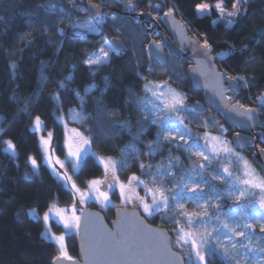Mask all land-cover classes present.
Returning <instances> with one entry per match:
<instances>
[{"label":"snow or ice","instance_id":"1","mask_svg":"<svg viewBox=\"0 0 264 264\" xmlns=\"http://www.w3.org/2000/svg\"><path fill=\"white\" fill-rule=\"evenodd\" d=\"M121 2L123 3V0ZM165 3L166 0H162L161 3L152 4L149 0V7L159 13L163 11ZM249 3L250 0H232L231 10L225 7V0H217L214 4L200 3L195 7V14L203 19L215 11L217 18L212 20L213 27L223 23L225 28L231 29L240 19L247 17ZM38 7L46 11L57 8L61 12L64 11L53 0ZM124 7L126 11L133 12L137 4L134 0H127ZM76 11L89 13L94 18L91 23L70 25L73 32L81 38H87L89 33L102 36V26L109 19L117 30H119L117 26L124 23V19L119 18L116 13L109 18L96 5L76 7ZM178 12L179 6L173 4L162 16L148 14V19L153 22L148 27H145L142 18H134L135 22L139 23L144 37L161 35L156 31L158 20H163L181 37V48L178 51L170 47L166 40L164 42L153 40L149 43L147 55L150 62L146 71L154 74L157 65L167 71L169 58L179 57L186 48H190L195 60L194 66L190 69L193 74V89L202 87L208 92L209 106L216 107L235 125L255 126L259 109H264V92L256 97L258 108L246 107L242 101L235 99V95L239 94L242 88H249V82L253 77L241 72L232 75L227 70L220 71L216 64L217 61L227 63L238 51L246 53L251 49L245 45L237 50L234 44H230L226 50L213 55L215 45L208 39L207 34L197 31L195 38H190L189 29L176 19ZM36 15L39 17V13ZM144 15L140 13L139 17ZM32 23V20L28 21L29 25ZM56 31L61 37L65 35L63 28H57ZM48 32L49 28L45 26L44 34L47 35ZM258 34L264 36V30H259ZM32 43L33 40L27 42L28 45ZM47 43L52 41L48 40ZM254 43L259 44L260 40H254ZM166 47L168 51H165ZM139 51L141 53L145 51L143 38ZM125 52L123 43L118 39H105L96 51L86 56L83 63L91 70L90 75L95 77L103 67L112 64L114 57H120ZM255 62V58H252L245 61V65ZM9 67L14 76L18 68L17 63L13 61ZM75 68L76 65H72L73 71ZM171 75L168 80L156 81L148 80L143 73H137L139 79L145 82L144 94L135 96L132 100L141 117L137 121L139 128L135 132L131 130L130 116L115 120L113 117L120 115L119 110L109 109L103 105V94L109 86V77H104L105 88L96 101L95 112H87L85 109L86 97L97 87L93 83L85 86L83 96L78 89H73L79 108H68L66 115L56 114L63 110L59 90L66 89L65 81H71L73 77L69 74L65 80L58 81L59 90L50 94L49 99L56 105V111L51 114L55 127L63 129L65 152L63 160L54 155L56 147L59 146L55 144V127L53 130H47L45 121L38 115L32 119L30 131L41 133L38 138L41 161L38 163L34 156H29L27 163L34 173L39 172L41 163L47 165L52 175L73 198L70 207H60L58 203L46 205L47 211L43 216L35 208L26 213L32 220L44 222L42 238L56 244L59 255L54 258L52 264H64L65 261L77 264L68 254L66 234L81 235L82 241H85L90 237V233L96 230L99 221V217L95 220L86 218L82 210L81 215H77L79 206L94 201L103 208L115 207L112 195H118L124 205L135 203L136 210L131 213L125 210L118 212L120 217L118 224L125 233H129L130 230L124 239H116L118 235H122L121 232L113 233L107 230L102 234L95 232L106 243L91 247V252L111 264H212L213 258L219 259L221 264H264V244L260 243L264 237L256 234L257 225L259 231L264 233V175L261 174L264 172V160L260 162L258 172L236 150L253 145V141L242 138L237 133L234 147L233 142L225 137L228 129L220 125L215 116L201 119L197 127L207 129L211 126L217 129L218 134L211 131L194 134L185 121L206 116L208 109L199 101L195 104L188 103L187 94L172 86ZM175 75L177 79H184L179 74ZM41 82V87L47 83L43 73ZM12 99L15 100L16 95ZM21 111L31 118L27 104L21 107ZM89 118L93 124L85 127L83 131L69 127V120L84 124ZM149 125L158 126V130L155 140L144 145L147 148L146 153H142L135 143L125 144L120 149L119 159L98 155L93 151V144L111 140L118 131L127 130L133 140L139 141ZM93 127L96 128V134L85 135L86 132L91 133ZM260 142L264 143V135L261 136ZM4 144L5 153L11 156L17 154V146L12 140H6ZM165 146L180 149L185 153L190 161L189 166L181 168L180 157L174 156L171 151L166 159L162 158L157 164H146L141 159V156H144L151 160ZM257 150L264 155V149ZM91 162H95L102 170L103 178L90 179L85 182L86 188L81 189L67 174V166H71L74 173L81 174ZM130 163L136 164L140 174L132 173L125 182L121 180L120 173L126 171ZM176 169H180L179 174ZM213 181H219L221 186L218 187ZM140 190L143 191V195H140ZM229 201L233 206L226 208ZM141 213L149 218L159 216L162 221L175 225L170 230L174 239L167 231L149 228L141 218ZM50 220L62 224L65 234L52 233ZM173 247L181 249L183 255L173 252ZM85 250L86 245L82 242V251Z\"/></svg>","mask_w":264,"mask_h":264},{"label":"trees","instance_id":"2","mask_svg":"<svg viewBox=\"0 0 264 264\" xmlns=\"http://www.w3.org/2000/svg\"><path fill=\"white\" fill-rule=\"evenodd\" d=\"M99 1L108 5V11H114L120 17L127 18L129 22L127 26L118 25L119 30H117L109 19L102 26V36L89 33L87 38H81L70 27L74 16L65 6L62 7L63 12L59 8L46 11L38 6L47 5V0H0V17H3L0 19V128L2 129L0 132V264H52L54 258L59 255L56 244L42 238L44 222L34 221L26 214L32 208L43 214L47 211L46 205L50 203H58L60 206H70L73 203L72 196L52 175L47 165L41 163L39 172L34 173L27 163L29 156H34L38 163L41 161L38 151L40 133L30 131L32 119L38 115L45 121L47 130H53L55 127L51 114L56 111V105L49 97L59 90L58 81L65 80L69 74L73 77L71 81H65L66 89L59 90L63 110L56 112L57 115L67 113L68 108H79L73 89H78L83 96L85 86L93 83L97 87L86 97L85 109L87 112H95L96 101L105 88L104 77L107 76L109 86L103 94V105L109 109L119 110L120 115L113 117L115 120L130 116L132 132L139 128L137 121L141 117L132 100L143 93L145 81H141L137 73H143L146 77L151 75L146 71L149 57L146 51L141 56L125 33L133 32L135 27L140 31V28L132 18L125 15L128 12L124 7L127 0H123V3L121 0ZM134 2L141 7L151 9L149 0H134ZM161 2L162 0H151L152 4ZM203 2L205 0H166L163 11H167L173 4L178 5L177 14L187 23L191 34L194 37L197 31L207 34L208 39L215 45L213 50L215 54L226 50L230 44H234L237 50L248 45L251 51L246 53L238 51L237 55L231 57L227 63L217 62L224 71L227 70L232 75L241 72L253 77L249 82V88H242L235 99L242 101L244 105L258 107L256 97L264 92V36L258 34L259 30H264V0H250L247 5L249 9L247 17L240 19L231 29L225 28L223 23L213 27L212 20L217 18L215 11L203 19L197 17L195 7ZM231 3L232 0H225V7L229 10ZM23 13H31V15ZM36 13H39V17ZM29 20L33 21L31 25L28 24ZM45 26L49 28L47 35L44 34ZM57 28L65 30L63 37L58 35ZM114 35L122 36L127 44L125 54L114 57L111 65L103 67L95 77L91 76V70L83 60L90 52L97 50L105 38ZM28 40H33V43L28 45ZM48 40L52 43H47ZM254 40H260V43L256 44ZM252 58H255L256 62L245 65V61ZM13 61L18 65L14 76L9 67ZM42 61L45 63L42 64ZM72 65H76L74 71ZM182 69L185 70L186 65L182 66ZM41 73L47 79V83L42 87ZM187 85L196 96L201 95V90L193 89L191 80ZM14 95H16L15 100L12 99ZM25 104L28 105L31 118L21 111V107ZM260 115L264 120V109H260ZM109 122L111 121H105V123ZM92 124V119H87L82 124L83 130ZM157 130L158 126L149 125L139 141L133 140L127 130L118 131L111 140L93 144V151L98 155L114 158L120 155V149L125 144L135 143L142 153H146L147 148L144 145L156 138ZM86 134L95 135L96 128L93 127V131ZM55 135V144L59 145L55 154L63 157L65 156L63 129L55 127ZM262 135H264V127H262ZM6 140H12L16 144L15 156L4 152ZM260 145L264 147V143L260 142ZM169 151L174 156L180 157L183 167L190 164L186 154L180 149L174 147L170 149L167 146L162 147L160 153L151 160L144 156H141V159L146 164H156L160 159L167 157ZM131 171L140 172L134 163H130L127 173ZM101 174L102 170L95 165V162H91L81 174L74 173V178L80 187H85L86 181ZM117 197L115 195V198ZM229 205H231L230 201L226 206ZM90 206L97 207V203L94 202ZM105 213L108 219L113 218L115 207L109 208ZM150 221L160 226H171L157 218ZM53 223L56 231L61 232L63 225ZM67 244L71 257L77 256L79 252L77 234H69ZM212 264H221V262L213 258Z\"/></svg>","mask_w":264,"mask_h":264},{"label":"water","instance_id":"3","mask_svg":"<svg viewBox=\"0 0 264 264\" xmlns=\"http://www.w3.org/2000/svg\"><path fill=\"white\" fill-rule=\"evenodd\" d=\"M50 2V0H47L46 4H48ZM53 2L57 3L60 7H63L65 6L67 8V10L71 13V14H74V9L73 7L67 3L65 0H53ZM88 2V7L90 5H96V6H99L101 9H102V12L105 13L109 10V7L108 5H105V4H102V3H98V2H93V1H87ZM141 13H144L147 18H148V14H151L150 12H141ZM82 16H90L93 18V16H91L89 13H81ZM141 18H144V17H141ZM176 19L178 21H180L182 24H185V26L188 28V25L185 21L181 20L180 17L178 16V14L176 15ZM166 27H167V31L165 32V36L163 38V40L159 41L155 38H153L151 41H149L148 43H151L153 40H156L158 42H164L165 40L167 41L168 45L170 47H173L175 48L177 51L181 48V44H180V39L181 37H179L177 34L174 33V31L172 30V28L165 24ZM188 36L190 38H195L192 36V34L190 33V30L188 31ZM112 39H118L119 41H121L123 43V46L124 48L126 47V43L124 41V39L122 38V36H118V35H114L112 37ZM166 49H168L167 47L165 48V51ZM146 53H147V47H146ZM213 55H215L214 51L212 53ZM180 58V61L181 62H186V60H190V64H188L187 66V74H189V77L191 79V82H192V85H193V74H191L190 72V69L194 66L195 64V60L193 58V53H192V50L190 48H186L185 51L183 53H181V55L179 56ZM217 64V67L219 68L220 71H224L220 65L218 64V62H216ZM199 89H202L203 90V99L202 100H199L200 104L203 105L205 108H210L209 106V96L210 94L208 92H206L202 87L199 88ZM246 107H249V108H258V107H250V106H247L245 105ZM213 108L216 112H218L219 114H221L224 118V120L231 126V127H237L239 128V130L235 131L233 134H232V141H233V144L235 145V138L237 136V133L239 134L240 137L242 138H246L247 140H250V141H253V145H250V146H246L244 147L243 149L241 148H237V149H240V150H245L246 148H254L255 149V152L253 154V159L256 161L258 167L260 168V162L262 160H264V155H261V153L258 152V148H262L264 149V147H262L260 145V139H261V136H262V127H264V120L263 118L261 117L260 115V109H259V112H258V116L256 117V121L257 123L255 124V126L253 127H244V126H237L233 123V121L229 118H226L221 112H219L217 110L216 107H211ZM211 116H214L213 114L210 115ZM217 119V117H216ZM264 173V172H263ZM121 210H125L129 213L133 212L136 210L135 207H123L121 205H116L115 207V216L111 219H108L107 218V215L104 211L100 210L99 208L97 207H91V206H84L82 208V211L85 215L86 218L88 219H92V220H95L96 217H99V221L97 222L96 224V230H94L93 232L90 233V237L89 238H86L85 241H82V238H81V235H77V242L79 244V252L77 254V256H74L72 257L73 258V261L77 262V264H111V262L109 261H106L98 256H94L91 252V247L93 246H99L101 244H104L106 243V241L104 240H101L99 235L95 234L96 231H98L99 233H103L104 230H107L108 232H113V233H116V232H121L122 235H118L116 237L117 240H121V239H124L126 235H128L130 233V230H129V233H125L124 230L120 227V225L118 224V221L120 220V217L118 216V212H120ZM141 218L144 220L145 224L149 227V228H152V229H158V230H163V231H167L169 233V236L171 238L174 239V236L173 234L171 233L170 229L166 226H163V225H158V224H155L153 222L150 221V219L146 218L142 213H141ZM82 242L85 243L86 245V250L85 251H82ZM172 251L175 252V253H178V254H181L183 255V253L178 250L176 247H173L172 248ZM64 264H72L71 261H65Z\"/></svg>","mask_w":264,"mask_h":264},{"label":"rangeland","instance_id":"4","mask_svg":"<svg viewBox=\"0 0 264 264\" xmlns=\"http://www.w3.org/2000/svg\"><path fill=\"white\" fill-rule=\"evenodd\" d=\"M70 1V3L71 4H73V6H75V8L76 7H83V6H85V4H86V1L87 0H69ZM89 1H94V2H97V1H99V0H89ZM100 2V1H99ZM217 2V0L216 1H209V0H205V2H203V3H210V4H214V3H216ZM227 8V7H226ZM163 12L164 11H162V15H163ZM113 13H115V12H112V11H107V12H105V14L110 18L111 17V15L113 14ZM117 16L119 17V18H122V17H120V15H118L117 14ZM93 19L94 18H92V17H90V16H85L84 18H83V16H81V17H76V18H74V20H73V22H72V24H76V23H80V24H87V23H91V22H93ZM122 19H124V26L126 27L127 26V23H129L128 22V20H127V18H122ZM132 29H133V27H132ZM191 33V32H190ZM127 39L129 40V42L131 43V44H133L134 45V47H136V49H137V51L141 54V56L143 55L140 51H139V49H140V47H141V39L143 38V44H144V47H145V51H146V47H147V45L149 44L148 42L149 41H147L146 40V37H144V35H143V33L141 32V31H139L138 29H136V27L134 28V31L133 32H129V33H127ZM192 36L194 37V35L192 34ZM133 37H135V39H133ZM105 39H112V37H108V38H105ZM104 39V40H105ZM104 40H103V42H104ZM103 42L100 44V46L103 44ZM96 51V50H95ZM145 51H144V53H145ZM92 52H94V51H92ZM92 52H90L89 54H91ZM88 54V55H89ZM149 59L147 60V64L149 65ZM188 64H189V61H186L185 63H182L181 61H179L176 57H171L170 59H169V63H168V69H167V71H165V70H163V69H161L158 65L156 66V71H155V73L154 74H151V75H147V79L148 80H156V81H160V80H168L169 79V76H170V74H172L171 75V80H170V82L172 83V86L173 87H175L178 91H182V92H184V93H186L187 94V96H188V103H190V104H195V99H196V94L192 91V90H190L189 89V86L187 85V83H188V81L189 80H191L190 79V77H189V74H187V66H188ZM186 65V69L185 70H183L182 69V66H185ZM175 74H179V76H181V77H183L184 79H177L176 78V75ZM144 93H141V94H138L137 96H142ZM229 95H233L232 93H229ZM236 96V95H235ZM60 115H66V113H61ZM219 115V114H218ZM208 117L207 116H204V117H196V118H193V119H190V120H186L185 122L189 125V127L190 128H192V130H193V133L194 134H196V133H198V132H203V131H211V132H213V134H218V131H217V129L216 128H213V127H211V126H209V128H207V129H204V128H200V127H197V125L200 123V120L201 119H207ZM196 124V125H195ZM69 127H71V128H77V129H79V130H81V131H83V125L81 124V123H79V122H76V121H71V120H69ZM228 128H229V130L227 131V133H225V137H226V139H228L229 141H232V134H233V130L234 129H232L231 127H229V126H227ZM1 129V128H0ZM41 134V133H40ZM85 135H88V134H86L85 133ZM155 140V139H154ZM153 140V141H154ZM233 142V141H232ZM233 146L235 147V145L233 144ZM242 156H244L251 164H252V166L258 171V172H260V168L258 167V165H257V163H256V161L253 159V154H254V152H255V149L254 148H246L245 150H240V149H236ZM54 155L55 156H57L55 153H54ZM119 157H120V155H118L117 157H114L115 159H119ZM59 158L61 159V160H63L64 158H65V156H59ZM167 157H165L164 159H166ZM161 161V159L157 162V163H159ZM156 163V164H157ZM189 165H186L185 167H183L182 166V163H181V167L182 168H186V167H188ZM63 171V170H62ZM153 171H155V169H153ZM176 171H177V173L179 174V172L180 171H178V169H176ZM132 173H136L137 175H139L140 174V172H138V171H131V172H129V173H127V170L126 171H124V172H122V173H120V178H121V180H123V181H125L126 182V179H127V177L129 176V175H131ZM67 174L69 175V176H71L72 178H73V180H75V178H74V172L72 171V168H71V166H67ZM262 175H264V173L262 172L261 173ZM94 178H103V173L101 174V175H99V176H95V177H93V179ZM76 182V181H75ZM213 183H215L218 187H220L221 185H220V182L219 181H213ZM77 184V183H76ZM78 185V184H77ZM79 186V185H78ZM80 187V186H79ZM81 189H85L86 188V186L85 187H80ZM144 193H143V191L142 190H140V195H143ZM118 196V195H117ZM111 199H112V203L115 205V207H116V205H121V206H123V207H125V208H127V207H129V208H131V207H135L136 208V206H135V203H129L128 205H124L122 202H121V200H120V198H119V196L117 197V198H115V195H112L111 196ZM231 202V201H230ZM94 203V201H89V202H87L86 204H84V205H80L79 206V208H78V210H77V215H81V210H82V208L84 207V206H90L91 204H93ZM58 206H60V205H58ZM71 206V205H70ZM70 206H60V207H70ZM233 205H232V203H231V205H229V206H226V208L227 207H232ZM189 208L191 207V205H189L188 206ZM97 208H99L100 210H102V211H104V212H107L108 210H109V208H114V207H108V208H103L99 203H97ZM226 210V209H225ZM143 214V213H142ZM41 216H43V214H40ZM146 218H148V219H158L159 221L161 220L160 218H159V216H157V217H155V218H149V217H147L145 214H143ZM161 215H163V213H161ZM53 222H56V223H58L56 220H50V226H51V228H50V230H51V232L52 233H55L56 235H61V234H65V229H64V227L62 228V231L61 232H58V231H56V229H55V227H54V223ZM58 224H60V223H58ZM62 225V224H61ZM171 226L170 227H168L170 230L172 229V228H174L175 227V225H172V224H170ZM69 234H73V233H67L66 234V244H67V237H68V235ZM256 234H257V236H260V237H264V233H261L260 231H259V226L257 225V228H256ZM260 243L261 244H264V240H261L260 241ZM177 248V247H176ZM178 250H180L181 251V249H179V248H177ZM67 250H68V254H69V249H68V244H67ZM70 255V254H69ZM71 256V255H70ZM186 258V257H185Z\"/></svg>","mask_w":264,"mask_h":264},{"label":"flooded vegetation","instance_id":"5","mask_svg":"<svg viewBox=\"0 0 264 264\" xmlns=\"http://www.w3.org/2000/svg\"><path fill=\"white\" fill-rule=\"evenodd\" d=\"M94 2V1H93ZM98 3H102L101 1L99 2V1H97ZM67 3H69L71 6H72V4L70 3V1L68 0L67 1ZM103 4V3H102ZM73 7V6H72ZM83 7H88V2L86 1V4H85V6H83ZM73 9H74V14H72L73 16H74V18H76V17H81L82 15H81V13H83V12H77L76 11V8L75 7H73ZM145 11H147V12H150L151 13V15L152 16H156V15H160V16H162V12L160 11L159 13L156 11V10H154V9H150V8H147V7H141L140 5H138L137 4V7H136V9L133 11V12H127V13H125V15H127L128 17H130V18H132L133 20H134V18H141V17H139V14L141 13V12H145ZM112 12H114V11H112ZM86 16V15H85ZM85 16H83V18L85 17ZM143 20H144V24H145V27H148L149 25H151L153 22H152V20L151 19H148L146 16H144V18H142ZM134 22H135V20H134ZM137 23V22H136ZM138 24V26H139V28H140V25H139V23H137ZM156 24L158 25V27H157V29H156V31H158V32H160L161 33V35H159V36H156V35H149V36H146V39H149L148 41H151L153 38H155V39H157V40H159V41H161V40H163V38H164V36H165V32L167 31V27H166V25H165V22L163 21V20H158V21H156ZM140 31H141V28H140ZM166 51H168V49H166ZM147 54V53H146ZM171 58V57H170ZM169 58V59H170ZM176 58H178L179 59V61H180V58L179 57H176ZM186 61H189L190 62V60H186ZM182 63H185V62H182ZM190 64V63H189ZM198 90V89H197ZM199 90H201V95H198V96H196V99H195V103L197 102V101H199V100H202L203 99V90L202 89H199ZM208 109V112H207V114H206V116L207 117H210V115H214L215 117H217V120L219 121V124L220 125H223L225 128H227L228 130H229V128L227 127V126H229V127H231L225 120H224V118H223V116L221 115V114H219L218 112H216L213 108H207ZM219 114V115H218ZM232 129H234L232 132L234 133L235 131H237V130H239V128H237V127H231Z\"/></svg>","mask_w":264,"mask_h":264},{"label":"built area","instance_id":"6","mask_svg":"<svg viewBox=\"0 0 264 264\" xmlns=\"http://www.w3.org/2000/svg\"><path fill=\"white\" fill-rule=\"evenodd\" d=\"M88 1V0H87ZM102 3H104L103 1H101ZM72 6H73V4H72ZM73 7H75V6H73Z\"/></svg>","mask_w":264,"mask_h":264},{"label":"bare ground","instance_id":"7","mask_svg":"<svg viewBox=\"0 0 264 264\" xmlns=\"http://www.w3.org/2000/svg\"><path fill=\"white\" fill-rule=\"evenodd\" d=\"M88 1H89V0H88ZM103 4L107 5L106 3H103Z\"/></svg>","mask_w":264,"mask_h":264}]
</instances>
